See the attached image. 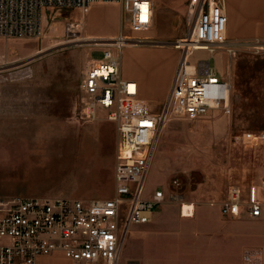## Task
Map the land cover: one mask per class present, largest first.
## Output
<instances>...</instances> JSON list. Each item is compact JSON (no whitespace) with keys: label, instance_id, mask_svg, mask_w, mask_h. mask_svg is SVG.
<instances>
[{"label":"rangeland","instance_id":"obj_1","mask_svg":"<svg viewBox=\"0 0 264 264\" xmlns=\"http://www.w3.org/2000/svg\"><path fill=\"white\" fill-rule=\"evenodd\" d=\"M188 1L154 0L151 26L141 33L129 30L120 7L95 2L89 14L78 8L45 10L38 37L0 36V202L114 195L116 135L102 143L96 131H79L93 122L79 117L81 78L109 39L94 41L98 36L92 34L116 28L115 36L122 30L142 39L122 49L126 76L137 70L138 60L150 58L168 71L181 54L175 42L191 30ZM231 7L229 2L228 25L234 18ZM243 14L253 21L260 17L255 10ZM229 47L231 53L226 48L193 51L189 62L208 60L217 72H226L231 113L220 108L194 119H167L145 179V197L165 188L185 213L192 205L216 211L232 185L245 188L264 176V142L242 138L251 128L264 127V41L256 37ZM152 49L163 50L162 55L144 53ZM148 105L155 112L162 106ZM96 117H106V110L97 106ZM257 225L264 234V215Z\"/></svg>","mask_w":264,"mask_h":264},{"label":"built area","instance_id":"obj_2","mask_svg":"<svg viewBox=\"0 0 264 264\" xmlns=\"http://www.w3.org/2000/svg\"><path fill=\"white\" fill-rule=\"evenodd\" d=\"M95 2L117 3L125 24L133 33L147 31L153 20L152 0H0V36L38 37L47 9L78 8L87 12ZM146 20H142L145 14ZM192 25L182 39L180 57L168 94L158 112L138 97L136 83L121 76L120 54L128 43H140L122 30L105 40L80 82V114L84 121L96 117V107L117 129L114 195L109 198H16L0 202V264H35L40 255L61 254L74 264H116L123 240L132 225L150 221L152 210L165 195L155 189L145 197V179L152 163L161 129L170 117L194 119L210 109L228 113L230 85L220 79L208 60L189 62L196 50L226 48L227 16L223 0H189ZM72 26V23L70 24ZM259 42V40H256ZM177 46V45H176ZM243 139L264 142V130L245 132ZM264 176L244 191L232 185L219 211L236 216L241 209L251 218L264 215ZM193 208L190 214L192 215ZM181 214L182 205H181ZM243 264H264V253L244 252Z\"/></svg>","mask_w":264,"mask_h":264},{"label":"crops","instance_id":"obj_3","mask_svg":"<svg viewBox=\"0 0 264 264\" xmlns=\"http://www.w3.org/2000/svg\"><path fill=\"white\" fill-rule=\"evenodd\" d=\"M153 2L154 0H152V4ZM229 2L233 6L230 9L234 13V18H230V24L228 25ZM111 4L119 7L117 3ZM223 6L227 16L225 30L227 42L238 43L256 37L264 41V0H223ZM95 7L97 5L92 4L87 11L88 14ZM246 9L248 11L255 10L260 17L254 21L250 20L243 14ZM98 21L102 22L101 19ZM116 31L117 29L115 28L104 30L103 32H93L92 36L111 38L115 36ZM131 47L135 46H128V48ZM153 49L144 50V53L151 56L156 55L157 57L163 51ZM222 51L227 54V51ZM166 54H170V52H166ZM176 62L177 55L173 58V66L168 71H165L153 58L146 61L138 60L135 72L126 76L121 71V76L136 83L139 98L148 104L162 105L168 94ZM213 69L220 79L229 83L226 72L224 73L222 69L217 72L214 67ZM229 85L227 101L229 111L228 113L222 111L223 114L231 113L229 101L231 84L229 83ZM92 121L83 126L82 130L79 129V131L88 133L93 130L96 131L98 139L102 143H106V138L110 140L111 136L116 135V140L113 137L112 142L114 141L115 143L116 141L115 146H117L115 123L107 120L106 117L100 120L95 117ZM261 130H264V127L251 128L249 131L257 132ZM78 146V153H80V149H82L81 142ZM96 177V181L100 182L98 174H96ZM248 185L245 188L239 186L246 191ZM96 187L99 189L98 186ZM164 189L157 188V190H161L164 193L165 198L162 203L152 210L150 221L129 227L121 245L116 264H243V255L246 250L258 248L263 251L264 234L257 228V222L262 217L251 218L246 214L244 208L236 216H224L220 213L219 207L225 199L220 202L216 211L209 210L206 207H200L195 210L192 205V215L185 216L190 213L182 211L183 214H181V205L171 198V194H166ZM259 194L264 197V188L259 187ZM16 198H30V196L12 197L11 200ZM40 198L51 197L42 196ZM35 264L74 263L64 258L61 254L55 253L38 256Z\"/></svg>","mask_w":264,"mask_h":264},{"label":"bare ground","instance_id":"obj_4","mask_svg":"<svg viewBox=\"0 0 264 264\" xmlns=\"http://www.w3.org/2000/svg\"><path fill=\"white\" fill-rule=\"evenodd\" d=\"M89 39V38H88ZM94 41H97V40H101V39H99V38H94L93 39ZM86 41H88L87 40V38H86ZM182 39L181 40H179V41H177V42H175V47H179L180 45L182 46ZM177 45V46H176ZM227 100H228V98H227Z\"/></svg>","mask_w":264,"mask_h":264},{"label":"snow or ice","instance_id":"obj_5","mask_svg":"<svg viewBox=\"0 0 264 264\" xmlns=\"http://www.w3.org/2000/svg\"><path fill=\"white\" fill-rule=\"evenodd\" d=\"M144 9H145V14L142 15V17H141L142 20H146V9H147L146 5L144 6Z\"/></svg>","mask_w":264,"mask_h":264}]
</instances>
